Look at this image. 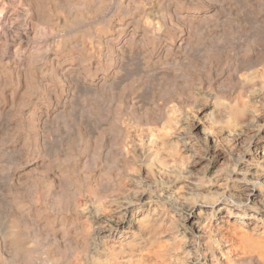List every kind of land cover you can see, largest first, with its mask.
<instances>
[{
    "label": "rangeland",
    "instance_id": "rangeland-1",
    "mask_svg": "<svg viewBox=\"0 0 264 264\" xmlns=\"http://www.w3.org/2000/svg\"><path fill=\"white\" fill-rule=\"evenodd\" d=\"M263 202L264 0H0V264H264Z\"/></svg>",
    "mask_w": 264,
    "mask_h": 264
},
{
    "label": "bare ground",
    "instance_id": "bare-ground-1",
    "mask_svg": "<svg viewBox=\"0 0 264 264\" xmlns=\"http://www.w3.org/2000/svg\"><path fill=\"white\" fill-rule=\"evenodd\" d=\"M127 48V47H126ZM128 50V49H127ZM113 73V72H112ZM115 74V73H114ZM102 77V76H101ZM106 79V78H105ZM112 81H114V80H112ZM103 82V81H102ZM102 82H99V83H102ZM104 83V82H103ZM105 86V85H104ZM248 86V85H247ZM101 87V86H100ZM104 88V87H103ZM244 89V88H243ZM245 90V89H244ZM247 92V91H246ZM134 147V146H133ZM143 153V152H142ZM133 154V153H132ZM125 156V155H124ZM130 158V157H129ZM136 158V157H135ZM133 182V181H132ZM133 184V183H132ZM142 188V187H141ZM104 190V189H103ZM142 191V190H141ZM134 192V191H133ZM137 193V192H136ZM147 193V192H146ZM140 194V193H139ZM141 195V194H140ZM135 196V195H134ZM127 197V196H126ZM131 197V196H130ZM137 197V196H136ZM172 198H174V197H172ZM140 199V198H139ZM115 201V200H114ZM138 201V200H137ZM175 202V201H174ZM115 203H116V201H115ZM119 203V202H118ZM172 203V202H171ZM170 203V204H171ZM264 203V202H263ZM110 204V203H109ZM125 204V203H124ZM183 204V203H182ZM188 204V203H187ZM192 205V204H191ZM176 206V205H175ZM174 206V207H175ZM111 207V206H110ZM187 207L188 206H186V207H182V205H181V207H180V209L182 210V211H184L185 209V213H187V217L189 216V213L191 212V210H192V207H188V209H187ZM257 207V206H256ZM124 208V207H123ZM127 208H129V207H127ZM127 208L125 207V211L127 210ZM195 208V207H194ZM193 208V209H194ZM106 209V208H105ZM120 209V208H119ZM118 209V210H119ZM177 209V208H176ZM257 209V208H256ZM89 211V210H88ZM93 211V210H92ZM91 211V212H92ZM109 211H110V209H109ZM114 211H115V208H114ZM121 211V210H120ZM111 212H112V210H111ZM93 213V212H92ZM99 213V212H98ZM210 213V212H209ZM94 214V213H93ZM103 214V213H102ZM114 214V213H113ZM123 214V213H122ZM127 214V213H126ZM96 215V214H95ZM92 216V215H91ZM102 216H104V215H102ZM93 217H94V215H93ZM103 218V217H102ZM105 218H108L107 216L105 217ZM97 219H98V217H97ZM119 219V218H118ZM117 219V220H118ZM123 219V218H122ZM120 220L119 219V221H111V224H110V226L111 227H113V228H115L116 226H120V225H122V223H123V220ZM127 219V218H126ZM113 220V219H112ZM131 220V219H130ZM187 220V219H186ZM94 221V220H93ZM96 221V220H95ZM109 221V220H108ZM263 221V220H262ZM110 222V221H109ZM130 222V221H129ZM93 223V222H92ZM106 223H108V222H106ZM95 225V224H94ZM98 225V224H97ZM124 225V224H123ZM96 226V225H95ZM264 227V226H263ZM109 228V227H108ZM239 228V227H238ZM98 229V228H97ZM106 229V228H105ZM219 229V228H218ZM223 229V228H222ZM118 230V229H117ZM241 230H243V229H241ZM223 231V230H222ZM109 232V231H108ZM103 233H104V231L103 230H101V227L96 231V234L94 235V238H93V241H94V243H95V247H92L91 249H93L94 251H96L97 249H98V247H96L98 244L96 243V241H98V242H100V240L102 239V237H104V235H103ZM94 234V233H93ZM106 234V233H105ZM243 234H245V233H243ZM242 234V235H243ZM247 234V233H246ZM245 234V235H246ZM263 235V234H262ZM107 236V235H106ZM105 236V237H106ZM244 237V236H243ZM247 238V237H246ZM251 238V237H250ZM250 238H249V240H250ZM104 239V238H103ZM228 239V238H227ZM229 239H231V238H229ZM233 239V238H232ZM257 239V238H256ZM243 240H245V239H243ZM251 240H253V239H251ZM259 240V239H258ZM264 240V239H263ZM231 241V240H230ZM247 242H248V240H246ZM104 242H105V240H104ZM103 242V243H104ZM242 242V241H241ZM247 242H246V244H247ZM258 242V241H257ZM260 242V241H259ZM108 243V242H107ZM91 244V243H90ZM190 244V243H189ZM113 245V244H112ZM263 245V244H262ZM189 246V245H188ZM242 246V245H241ZM246 246V245H245ZM104 247V246H103ZM122 247H123V245H122ZM125 247V246H124ZM123 247V248H124ZM262 247V246H261ZM105 248V247H104ZM107 248V247H106ZM139 248V247H138ZM243 248V247H242ZM83 249H84V247H83ZM108 249V248H107ZM263 249V248H262ZM110 250V249H109ZM120 250V249H119ZM130 250V249H129ZM243 250V249H242ZM80 251H82V250H80ZM92 251V250H91ZM104 251V250H103ZM108 251V250H107ZM112 251V250H111ZM115 251V250H114ZM126 251V250H125ZM132 251V250H131ZM260 251H262V250H260ZM89 252V251H88ZM108 252H110V251H108ZM118 252H120V251H118ZM127 252V251H126ZM242 252V251H241ZM87 253V252H86ZM94 253V252H93ZM252 253V252H251ZM258 253V252H257ZM260 253V252H259ZM96 254V252L94 253V255ZM82 255H85V254H82ZM247 255V254H246ZM251 255H253V254H251ZM260 256V255H259ZM127 257V256H126ZM258 257V256H257ZM86 258V257H85ZM93 258V257H92ZM90 259V258H89ZM89 259H87V260H89ZM97 259V258H96ZM257 261V260H256ZM259 262V261H258ZM92 263V262H91ZM90 263V264H91ZM86 264H87V262H86ZM94 264V263H93Z\"/></svg>",
    "mask_w": 264,
    "mask_h": 264
}]
</instances>
